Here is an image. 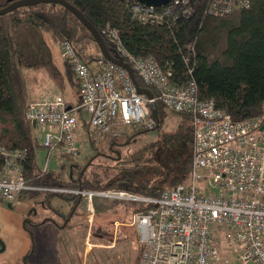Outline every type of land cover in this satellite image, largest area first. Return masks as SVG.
I'll list each match as a JSON object with an SVG mask.
<instances>
[{
    "label": "built area",
    "instance_id": "1",
    "mask_svg": "<svg viewBox=\"0 0 264 264\" xmlns=\"http://www.w3.org/2000/svg\"><path fill=\"white\" fill-rule=\"evenodd\" d=\"M250 3L210 0L207 13L227 17ZM134 12L143 22H161L164 18L191 17L194 7L191 0H172L159 12L158 7L138 2ZM104 32L136 76L155 88L156 102L159 100L171 112L191 116L194 149L189 182L179 183L160 196L34 186L27 183L23 169L27 150H9L0 144L4 159L0 202L13 203L27 191L78 195L91 204L90 227L95 223V197L152 205L134 211L128 222L141 241L136 264H218L221 244L235 254L234 264H264V102L259 116L234 120L213 100L199 98L194 80L183 85L174 83L171 72L155 58L131 54L115 29L108 27ZM60 46L80 82L81 107L89 114L86 134L91 141L100 145L127 129H153L157 125L150 100L138 93L125 68L106 59L87 62L68 40ZM26 117L37 125L49 157L55 150L70 157L79 155L76 114L68 110L60 92H50L31 102ZM202 183L205 191L199 187ZM87 246L91 247L89 242Z\"/></svg>",
    "mask_w": 264,
    "mask_h": 264
},
{
    "label": "trees",
    "instance_id": "2",
    "mask_svg": "<svg viewBox=\"0 0 264 264\" xmlns=\"http://www.w3.org/2000/svg\"><path fill=\"white\" fill-rule=\"evenodd\" d=\"M66 1L97 28L112 54L116 48L104 32L108 27L117 31L123 46L131 54L155 58L165 71L171 72L174 83L183 85L194 80L198 97L213 100L234 120L261 114L264 102V0H251L249 7L227 17L208 14L210 0H191L194 7L191 17L164 18L161 22L140 20L134 12L138 0ZM9 4L11 0H0V9ZM158 10L162 11V7ZM65 40L72 42L77 53L87 62L105 59L88 28L60 4L38 3L0 15V144L9 150H27L23 161L27 183L43 187L125 190L160 196L179 183L189 182L194 133L190 125L191 116L185 113L178 114L180 119L175 133L164 132L162 139L146 141L123 158L120 156V160L116 159V167L102 169L103 177L99 173H88L91 165L100 166L95 163V158L79 170L72 171L68 180L53 170L40 168L36 151L43 145L34 139L37 125L34 126L26 117L33 100L28 92L25 69L44 70L55 88L65 91L70 87L79 93L77 105L69 100L66 104L75 111L77 129L86 133L87 128V117L81 107L80 82L66 59L63 58L65 70H61L54 61L50 41L60 45ZM136 77L142 87L156 94L153 86ZM157 104L159 125L153 129L125 130L119 136L126 135L130 142L124 146L131 144L135 136L162 127L166 107L159 100ZM115 137L107 139L109 151ZM90 142L96 157L102 156L97 148L99 144ZM162 151L164 161L159 160ZM3 164L4 159L0 155V171ZM39 193L27 191L20 199H31ZM46 194L47 197L59 195L73 202L74 207L80 198L73 194ZM130 203L134 205L133 212L152 207Z\"/></svg>",
    "mask_w": 264,
    "mask_h": 264
},
{
    "label": "rangeland",
    "instance_id": "3",
    "mask_svg": "<svg viewBox=\"0 0 264 264\" xmlns=\"http://www.w3.org/2000/svg\"><path fill=\"white\" fill-rule=\"evenodd\" d=\"M50 45L52 47L53 51V57L55 63L58 65V67L61 70H65L64 66V60L62 56V49L61 46L58 44H54L50 41ZM24 74L27 79V87L28 92L33 101L41 100L44 96H46L50 92H60L65 100H69L71 103H74V105L78 104V96L79 93H77L73 88L68 87L67 90L63 91L60 89H57L54 87L53 83L51 82L48 74L44 70H33V69H25ZM166 116L164 118L163 125L160 129L151 130L144 132L143 134L137 135L133 138L131 141V144H128L127 146L125 143L130 142L126 135H121L115 137L116 140L121 143L123 146H121V157L123 158L125 154L131 153L135 151L138 147L143 145L146 141L151 140H158L162 139L161 135L166 132L168 134H173L177 130V125L179 122V115L177 113L169 111L167 108H165ZM85 117H88L89 114L84 109ZM191 125V124H190ZM34 139L38 140L40 145H42V136L40 134V131L36 129L34 133ZM76 139L78 142V146L80 149V153L78 156L73 157L72 159H69L67 155L62 154L61 152H57L56 150L52 152V154L49 157V151L40 146L37 148V160L40 165V168L42 170L48 169L55 171L62 179H70L71 173L74 170H79L81 167L85 166L91 158L95 157V163L100 164L98 165H91V167L88 169V173L95 172L99 173L101 177L102 176V169L107 167H116V157L117 153L113 154V152L109 151L108 149V138L105 140L103 144L97 145V148L101 151L99 153H102V156H97V153L92 149V142H90V139L88 136H86V133L81 132L79 129L76 131ZM112 141V142H113ZM96 145V144H95ZM119 150V149H118ZM181 153V152H180ZM62 154V155H61ZM104 154L113 155L112 158L105 156ZM180 154L179 157L182 158ZM184 156V154H183ZM49 157V158H48ZM163 154L159 153V160H163ZM93 161V162H94ZM48 162V166H46V163ZM130 167V165H128ZM188 183V182H187ZM199 187H201L204 191L206 188L205 183L199 184ZM172 188V187H171ZM170 189V188H169ZM102 200L106 202L107 208L104 211V214L98 217V225L95 226L94 230H99V227L102 225L104 226L105 230V236L109 239L110 242L116 241L118 244L117 248L115 249H109L105 250V248L99 247L98 253L102 256L103 250L106 254L105 263L102 262H96L94 261L93 256H91L90 264H136L138 259V252L141 248V241L139 234L135 227H121L120 232H116L115 228V221H123V222H130L132 219L131 212L129 216V209L132 207V203L130 202H123V201H117L112 200L108 197H101ZM108 198V199H107ZM110 199V200H109ZM71 201H67L63 199L59 195H51L50 200L49 197H47V194L44 192H41L37 194V196L32 199V207H31V216L33 217L34 222L39 223L41 222L46 212L52 213V207L55 209H59L61 211L70 212L72 208L74 207V203H70ZM85 205V202L83 201L79 208L77 209L79 213L82 212L83 207ZM78 207V206H77ZM76 227H78L76 225ZM38 227H34L33 232V254L30 256L29 263L31 264H40V239H39V230ZM78 229V228H77ZM65 235V237H64ZM62 235L64 237V241L67 243L68 250L71 251L72 258H69V255L65 259H62V264H88V260H84V254L83 249L80 247L81 239L78 235H73L72 238L68 235H66V232ZM76 236V237H75ZM56 241L53 239H50V243L54 244ZM93 242L101 243V241L95 239ZM60 246L63 245L61 241L58 243ZM31 249V251H32ZM35 251V253H34ZM31 253V252H30ZM220 256L221 261L218 262V264H234L235 262V254H233L225 244L220 245ZM28 263V261H27ZM28 263V264H29Z\"/></svg>",
    "mask_w": 264,
    "mask_h": 264
},
{
    "label": "crops",
    "instance_id": "4",
    "mask_svg": "<svg viewBox=\"0 0 264 264\" xmlns=\"http://www.w3.org/2000/svg\"><path fill=\"white\" fill-rule=\"evenodd\" d=\"M32 199L34 198L19 199L13 203L0 202V238L5 244V250L0 253V264H26L24 263L23 259L31 252L33 246V238L31 237L29 230L32 231L34 227H38L37 229L39 230L40 264H62L63 262L61 258L65 259L67 255H69L70 259L72 258L71 251L68 250L67 243L64 241L65 232L66 235L70 236L71 238L75 234L78 235L81 239L80 247L83 249L82 240L87 237L88 231L91 228L88 222L90 215L89 206L91 204L88 199L82 198L80 204L83 201L85 202L82 212L79 213L77 210L80 206L79 204L73 215H71V213L74 209L68 213L52 207L53 212H46L44 219L37 223L36 226H33V228L31 225L25 222L26 219H30L31 221L33 220V217L30 213ZM92 203L95 215V223L92 229H95V226L98 225V217L104 214L107 205L101 197H95ZM9 204L11 206H9ZM133 210L134 209L130 207L128 211L129 216ZM76 225L78 227H76ZM121 227L130 226L128 225V222L118 220L115 221V228L117 229L116 232L119 233ZM99 230L104 232V226L101 225ZM62 235H64V237H62ZM50 239H53L56 242L52 244L50 243ZM59 241H61L63 245L60 246L58 244ZM108 245L109 249H115L118 246L116 241L109 242ZM89 252L90 248H88L86 251L83 249L84 260H86V258L88 260ZM97 259L100 260L98 256ZM88 264H90V260H88Z\"/></svg>",
    "mask_w": 264,
    "mask_h": 264
},
{
    "label": "water",
    "instance_id": "5",
    "mask_svg": "<svg viewBox=\"0 0 264 264\" xmlns=\"http://www.w3.org/2000/svg\"><path fill=\"white\" fill-rule=\"evenodd\" d=\"M172 0H138L139 3L144 4L146 6H153V7H162L165 6L166 4H168L169 2H171ZM38 3H54V4H60L62 6H64L67 10H70L72 13H74L79 19L80 21L88 28V30L92 33L95 42L98 44V46L101 49V53L103 55V57L108 60L109 62L121 66L123 68H125L133 83L135 84L137 91L139 94L141 95H145L150 101H149V106L152 112L153 117L156 119L157 121V125H159V117H158V104L157 102L154 100V93L151 89L147 88V87H142L136 77V74L134 72L133 67L131 66V64L129 62L126 61V59L117 51L115 50L112 54V51L108 48L106 41L104 39V37L102 36V34L97 30V28L83 15V13L81 11H79L76 7H74L73 5H71L69 2H67L66 0H11V4H9L7 7L1 8L0 9V15L6 14L10 11H13L14 9L18 8V7H22V6H29V5H35ZM68 109H71V107H68ZM35 126V123H33ZM116 143H113L111 147H113V145H115ZM117 154H120V152H117ZM95 157H93L92 159H94ZM81 198H79V201L77 203V206L80 204L81 202ZM9 206H11L9 204ZM77 206L74 207V210L72 211L71 215H73V213L75 212ZM26 223L30 224L31 221L30 219H26L25 221ZM31 231V230H29ZM31 237L33 238V233L30 232ZM33 249H34V245H33ZM33 249L31 251V253H29L27 256L24 257L23 261L24 263L27 264L28 258L33 254ZM5 250V244L2 241V239L0 238V253L3 252Z\"/></svg>",
    "mask_w": 264,
    "mask_h": 264
},
{
    "label": "flooded vegetation",
    "instance_id": "6",
    "mask_svg": "<svg viewBox=\"0 0 264 264\" xmlns=\"http://www.w3.org/2000/svg\"><path fill=\"white\" fill-rule=\"evenodd\" d=\"M114 143H116V144L114 145V147L110 148L111 149V152H113V154H116L117 152H120V154H121V149L120 148L123 145L121 143H119L118 141H114ZM120 154H118L119 157L117 158L119 160L121 158L120 157ZM162 154L164 155V152L163 151H162ZM104 155L107 156V157H110V158L113 157V155H109V154L108 155L107 154H104ZM29 225H31V227L33 228V226H36L37 223H34V221L32 220ZM93 225H92V227H93ZM92 227L88 231L87 237H85L82 240L83 249H84V251L88 250V246L87 245H88V242H89V245H91V247H90V252L88 254L89 255L88 260H91V256H93L94 261L96 260L99 263L103 261V263H105L106 254L104 255L103 253L105 252V250H107V248L109 246L108 243L110 241H109L108 238H106L105 233L103 231H101V230H94V229H92ZM30 232H32V231H30ZM95 239L101 241V243L93 242V240H95ZM99 247L105 248V250H103L102 256L100 255V257H99V254H98V251H99L98 248ZM97 256H98V258H100V260L97 259Z\"/></svg>",
    "mask_w": 264,
    "mask_h": 264
},
{
    "label": "bare ground",
    "instance_id": "7",
    "mask_svg": "<svg viewBox=\"0 0 264 264\" xmlns=\"http://www.w3.org/2000/svg\"><path fill=\"white\" fill-rule=\"evenodd\" d=\"M117 50V49H116ZM118 51V50H117ZM119 52V51H118ZM124 57V56H123ZM125 58V57H124ZM127 61V60H126ZM128 62V61H127ZM68 108V107H67ZM68 110H73L72 108L71 109H68Z\"/></svg>",
    "mask_w": 264,
    "mask_h": 264
}]
</instances>
